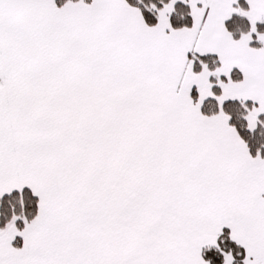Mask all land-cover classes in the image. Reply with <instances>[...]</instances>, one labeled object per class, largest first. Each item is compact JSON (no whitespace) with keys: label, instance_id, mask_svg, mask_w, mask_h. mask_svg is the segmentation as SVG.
I'll return each mask as SVG.
<instances>
[{"label":"snow or ice","instance_id":"6c2138e0","mask_svg":"<svg viewBox=\"0 0 264 264\" xmlns=\"http://www.w3.org/2000/svg\"><path fill=\"white\" fill-rule=\"evenodd\" d=\"M0 264H264V0H0Z\"/></svg>","mask_w":264,"mask_h":264}]
</instances>
